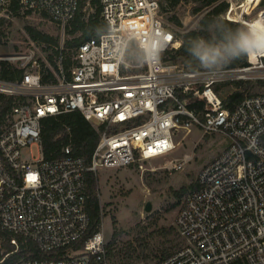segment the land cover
Segmentation results:
<instances>
[{"label": "built area", "instance_id": "2783aa9c", "mask_svg": "<svg viewBox=\"0 0 264 264\" xmlns=\"http://www.w3.org/2000/svg\"><path fill=\"white\" fill-rule=\"evenodd\" d=\"M16 1L24 10L46 12L63 28L79 6V0H0V14ZM168 1L100 0L105 29L79 45L70 75L61 64L58 79L44 82L39 64L29 61L19 66L24 69L20 80L0 77V93L22 100L13 108V122L0 133V230L12 234L15 246L7 251L0 240V263L17 251L20 236L46 252L65 247L67 253L18 264H111L102 228L82 249H68L90 224L86 172L134 166L169 153L176 148V130L197 126L204 134L225 137L228 144L201 167L199 187L176 217L185 244L160 264L239 259L264 264V93L248 95L228 109L214 89L225 80H264V55L248 58L244 67L214 70L166 62V54L181 45L161 15ZM227 1L223 17L251 26V12L241 4L238 15L234 1ZM263 15L264 9L254 18ZM133 45L143 53L138 62L128 60ZM1 61L0 56V69ZM190 99L204 101V109L190 108ZM76 110L102 126L91 165L73 154L71 144L63 147L62 157L46 160L42 120ZM24 147L31 161L22 158ZM190 160L186 154L166 169L180 170Z\"/></svg>", "mask_w": 264, "mask_h": 264}, {"label": "rangeland", "instance_id": "374dc122", "mask_svg": "<svg viewBox=\"0 0 264 264\" xmlns=\"http://www.w3.org/2000/svg\"><path fill=\"white\" fill-rule=\"evenodd\" d=\"M233 1L236 11L240 12V5L245 0ZM165 6L166 9L162 10L161 15L177 37L178 33L197 27L200 18L207 12L203 10L193 15L192 3H182L175 11L168 4ZM262 9L264 7H260V4L251 7L248 19H253ZM86 10L94 11L89 3ZM172 15L179 17L184 24L183 28L177 27L168 20ZM27 26H35L41 31L58 36L61 43L72 38L66 33V27L63 28L40 11H32L28 15L20 16L4 12L0 14L2 61H8L17 66L29 61H36L39 66L41 62L49 65V52L44 50L43 45L31 39L26 30ZM132 54L135 62L141 59L138 52H132ZM177 65L184 68L180 63ZM141 69V67L138 68L139 71ZM243 81L250 82L249 89L244 91L245 97L264 93V80ZM225 82L228 83L227 86L223 85ZM219 86L222 89L219 92L215 91L219 97L236 90L233 80L220 82L215 85V88ZM173 140L176 148L169 153L146 161H138L134 166L100 169L97 172V196L104 214L102 223L104 229H107L103 230L106 242H110L112 249L113 256L108 257L111 264H160L164 258L185 244L177 227L176 217L193 187H189L180 199L175 196L174 190L195 182L201 167L214 159L227 146L228 140L219 134H204L197 126L176 130ZM32 148L34 156L39 157L38 147L33 145ZM186 154L191 155V160L186 162L182 169L171 171L166 169V164L180 161ZM22 158L25 161L32 160L28 147L22 148ZM148 201L152 202V209L145 211ZM126 252L131 255L130 258L126 256ZM123 256L126 257L123 258Z\"/></svg>", "mask_w": 264, "mask_h": 264}, {"label": "trees", "instance_id": "16d2710c", "mask_svg": "<svg viewBox=\"0 0 264 264\" xmlns=\"http://www.w3.org/2000/svg\"><path fill=\"white\" fill-rule=\"evenodd\" d=\"M88 3L90 4V7L94 9L93 12H88L86 10ZM182 3H192L191 13L193 15H197L203 10H207V12L200 18L197 27L178 33V38L181 40L180 47L169 51L164 60L166 62L180 63L185 69L200 70L203 68L194 63L188 54V43L199 37L207 38L209 36L208 28L213 22H219L231 28H243L245 25L240 22L227 20L223 17L229 7V2L227 0H169L167 2L174 11L177 10ZM258 4H260V7H264V0H260ZM165 9L166 6L163 5L162 10ZM7 12L12 13L14 16H20L28 15L32 10L22 9L20 4L16 1L10 6ZM40 13L44 16H49L44 11H41ZM168 20L172 21L177 27H184L183 22L176 15H172ZM104 29L105 23L102 19L100 0H79L78 10L66 26V33L72 38L65 40L64 43H61L58 36L41 31L35 26H27L26 30L31 39L36 43L43 45L44 50L49 52V65L45 64V62H41V65L39 66L43 81H56L58 79L59 67L61 64L67 75H70L72 68L77 64L74 55L79 45L88 38L98 35V33L102 32ZM132 52H138L140 57H143V53L139 51L135 45H133L128 51V58L130 59H134ZM247 65L248 58L245 57L234 60L221 68H238ZM23 71V68H20L14 63L1 61L0 77L3 79L18 81L22 78ZM233 82L236 90L220 96L223 106L228 109H233L235 105L245 97L244 91L250 87L249 81L238 80ZM227 84L228 83L226 82L223 83L225 86H227ZM214 89L216 92H219L222 88L220 86L215 88L214 85ZM182 97L184 98L185 96ZM21 101V98L0 93V133L13 122V108ZM204 104V101L191 99L188 105L190 108L202 111L204 109ZM101 131V125L92 124L80 111L77 110L66 112L58 116L46 117L42 120L41 129V145L44 158L46 160H55L62 157L63 147L71 144L73 154L75 156L83 157L86 160L87 165L90 166L94 150L100 139ZM189 187H193V189L198 188L197 180L188 186L183 185L180 189L174 190L175 196L179 199L182 198ZM97 188V174L93 170H88L86 172V192L88 195L86 211L90 218L89 228L84 237L79 242L69 245L68 249H82L86 240L102 228L104 214L97 196ZM11 237V233L0 230V240H2L3 246L7 251H12L15 248L10 242ZM17 239L19 245L17 251L9 254L0 264H18L23 260L34 258L43 259L55 256L62 257L67 253L65 247L46 252L32 239L20 236H17ZM106 248L108 257L112 258L113 254L112 249L110 248V242H106ZM126 256L128 258L131 257L127 252ZM126 256H123V258ZM229 264H247V262L244 259H239Z\"/></svg>", "mask_w": 264, "mask_h": 264}, {"label": "clouds", "instance_id": "9594fccd", "mask_svg": "<svg viewBox=\"0 0 264 264\" xmlns=\"http://www.w3.org/2000/svg\"><path fill=\"white\" fill-rule=\"evenodd\" d=\"M209 36L190 41L187 51L203 69H218L234 60L264 55V23L260 27L231 28L219 22L210 24Z\"/></svg>", "mask_w": 264, "mask_h": 264}, {"label": "bare ground", "instance_id": "6f19581e", "mask_svg": "<svg viewBox=\"0 0 264 264\" xmlns=\"http://www.w3.org/2000/svg\"><path fill=\"white\" fill-rule=\"evenodd\" d=\"M259 1L260 0H245L244 3H243V6L245 8L244 12L249 13L250 12V8L253 7L254 5H258ZM240 14L241 13L238 12V15H240ZM242 20H244V17H242ZM250 23H251V26L260 27L261 24L264 23V15L261 18L256 17V18L252 19L250 21ZM251 60L255 61L256 60L255 56L251 57Z\"/></svg>", "mask_w": 264, "mask_h": 264}, {"label": "water", "instance_id": "95a60500", "mask_svg": "<svg viewBox=\"0 0 264 264\" xmlns=\"http://www.w3.org/2000/svg\"><path fill=\"white\" fill-rule=\"evenodd\" d=\"M152 209V202L148 201L145 206V211H150Z\"/></svg>", "mask_w": 264, "mask_h": 264}, {"label": "crops", "instance_id": "0c3cea01", "mask_svg": "<svg viewBox=\"0 0 264 264\" xmlns=\"http://www.w3.org/2000/svg\"><path fill=\"white\" fill-rule=\"evenodd\" d=\"M102 229H103V230H107V229H104V225H103V223H102Z\"/></svg>", "mask_w": 264, "mask_h": 264}]
</instances>
